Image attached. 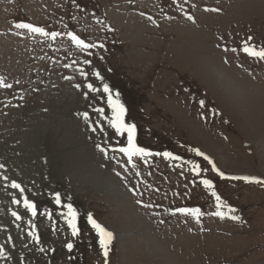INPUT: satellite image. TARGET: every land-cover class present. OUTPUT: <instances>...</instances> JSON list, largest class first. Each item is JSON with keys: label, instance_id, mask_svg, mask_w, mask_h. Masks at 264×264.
Segmentation results:
<instances>
[{"label": "rangeland", "instance_id": "rangeland-1", "mask_svg": "<svg viewBox=\"0 0 264 264\" xmlns=\"http://www.w3.org/2000/svg\"><path fill=\"white\" fill-rule=\"evenodd\" d=\"M77 2L84 12L71 0H0V76L13 84L0 89V163L6 166L0 171L20 182L37 204L32 217L11 203L15 190L0 181V244L9 235L15 244L6 245L12 259H0V264H104L87 213L115 234L109 264H264V185L221 179L189 150L203 151L225 174L264 179V61L241 51L249 36L250 43L264 47V0H179L183 11L173 0ZM212 8L220 11L205 10ZM97 18L103 23L97 24ZM17 22L47 30L67 24L105 48L92 50L89 57L66 38L45 41L16 29ZM85 58L92 65L79 66L89 73L99 70L103 81L91 75L85 81L74 68L63 67ZM86 82L101 92L86 99ZM103 83L113 89L114 98L120 93L130 123L141 128L144 148L184 159L152 155L134 160L132 168L125 166L122 154L110 151L105 158L96 145L119 147L126 144V135L116 136L108 124L112 114ZM97 108H104V114ZM85 111L88 122L79 115ZM188 160L208 171L195 176ZM202 178L213 180L226 205L222 210L231 206L241 220L212 214L215 198ZM57 191L79 212L78 237L60 215L65 209L54 203ZM138 199L161 210L138 205ZM178 207H199L204 215L197 222L168 211ZM13 210L21 221L11 216ZM160 217L168 223L162 229ZM30 220L39 244L28 236ZM170 226H204L205 234L216 230L194 236L191 227L175 234ZM68 242L74 244L72 252L65 247Z\"/></svg>", "mask_w": 264, "mask_h": 264}, {"label": "snow or ice", "instance_id": "snow-or-ice-1", "mask_svg": "<svg viewBox=\"0 0 264 264\" xmlns=\"http://www.w3.org/2000/svg\"><path fill=\"white\" fill-rule=\"evenodd\" d=\"M72 4L77 8L78 11L84 12V9L80 6V4L77 2V0H71ZM187 2V0H185ZM173 3L180 9V11H183V4L179 2V0H173ZM206 11H212V12H219L220 9L218 8H212V9H205ZM141 15H144V13H141ZM186 18L190 21H194V17L190 14H185ZM72 19H76V16L74 15ZM151 20L152 18L149 17ZM97 24H102L103 21L100 19H96L95 21ZM155 23V21H153ZM14 27L16 29L25 30L27 34L34 35L36 37H42L45 41H51L55 42L58 38H66L67 41L70 43V45L79 53H84L87 56H93L94 52L92 50L94 49H104L105 45L103 42H96V41H89L86 37H82L81 34L77 33L75 29H71L68 27L67 24H64L62 30H47L43 26H37L32 23H25V22H17L15 23ZM87 31V29H85ZM19 34V33H18ZM222 39V38H221ZM252 37L249 36L244 42L243 47L241 51L245 53L247 56L252 57L254 59L264 61V47H257L256 45L250 43L252 41ZM49 47H52L51 44H49ZM59 49H57L58 51ZM224 51H229L227 47L224 48ZM231 51L236 52L237 49L232 48ZM102 59V57H101ZM58 62V61H57ZM227 62V61H226ZM82 64L84 66H91L92 60L90 59H83L82 61L79 60H71L68 63H64L63 67L66 69L74 68L75 71L79 73V75L85 79V81L88 80L89 75L95 77L97 80L103 81L104 77L100 73L99 70H94L91 73L85 70L84 67H80L79 65ZM65 80H71L73 79L72 76H64ZM16 84H19L20 82L17 80L15 82ZM87 88V91L84 92V96L87 99L89 96V93H99L101 92L100 87L94 86L91 82H86L84 85ZM77 89L81 88L80 84L74 85ZM13 84L8 83L6 81V78L0 76V89H12ZM102 92L107 97V106L111 110V119L108 120V124L111 129H113L114 134L118 137H124L126 135V144H123L122 146H105L103 144H97L96 148L105 156V158H108L109 152L113 153H119L122 154V156L126 159V165H131L132 168L136 167V164L134 163V160L136 159H143L147 158L152 155H162L163 157L171 160H177L182 161L184 158L175 155L174 153L170 151H165L163 153H152L149 150L138 146L136 143V133H137V126L134 123H128L125 121V115L127 109L125 108V105L121 103L120 101V93H115V98L113 96V89L109 86L108 83L102 84ZM19 99L22 101L24 97L21 95ZM201 106H204L205 101H200ZM6 107L9 106L8 104L5 105ZM95 111L98 114H104L105 109L104 108H97ZM79 115L82 116L85 122L90 121V114L89 112L85 111L83 113H80ZM89 127L92 132L97 131V127L95 125L89 124ZM103 131V129H101ZM105 139L107 137L105 136ZM191 152L195 154L197 157H202L204 161H207L209 165H211V170L215 172L221 179L226 180H234V181H244L248 183H256L259 185H264V180L257 179L253 176H226L224 172H222L219 168L216 167L215 163L203 152H201L199 149L191 148L189 149ZM115 158V157H113ZM189 166V170L192 174L199 177L202 172L208 171L207 168H202L201 164L195 160H188L185 162ZM6 166L3 163H0V170H5ZM119 175V173H117ZM136 175H140L139 172L136 173ZM0 181L3 182V187L5 189L11 188L12 190H15V195L12 196L11 203L16 206H21L25 210L26 213H30L32 217H36L37 215V204L31 200L27 195H25V188L22 186L20 182H18L15 179H10V177L6 174L5 171H0ZM200 183L204 186L205 189H207L211 196L215 198V204H216V211L212 213L215 216H218L220 218H225V216H230V218L234 221L241 220V217L239 215H235L233 213L236 212V209L232 208L231 206H227V212L223 211L222 209L226 207L224 202L221 199V196L217 194V191L215 189L213 180L208 178H202L200 180ZM134 194H137L136 191L132 190ZM52 198L54 200L55 205L58 208H63L65 211H61L60 215L64 218V221L69 229H71V235L73 237H78L80 235V228L78 227L77 220L79 216V212L77 209L73 206L72 203L64 202V199L62 198V194L57 191L52 193ZM70 199V197L68 198ZM136 203L138 205H142L146 208H154L158 207L157 205L153 204H143L142 200H137ZM168 211L171 212L172 215H175L177 213L183 214L188 217L194 218L197 222L200 221V218L204 213L201 211L199 207H178L175 210L169 209ZM49 218H51L50 213H46ZM158 215V213H157ZM11 216L14 217L15 221H21L23 217L18 211H11ZM161 223H164L163 220L160 221ZM29 225L32 227V231L28 232V236L36 243H40V238L37 235L35 231V226L32 224V221L30 220ZM87 223L90 225L91 229L94 230L96 236L98 237V245L101 250L104 264H109V256L112 251V244L115 239V234L108 230L104 225L99 223L93 216L92 213H87ZM17 228L20 227L19 224L16 225ZM7 244H11L13 248H15V244L13 243V238L11 235L7 237L6 244H0V259H3L5 261L12 259L11 252L7 248ZM27 247V245H25ZM65 247L67 248L68 252H72L74 248V244L72 242H68ZM40 252H44L45 249L43 247L39 248ZM54 251V250H51ZM21 261H23V257H21Z\"/></svg>", "mask_w": 264, "mask_h": 264}, {"label": "bare ground", "instance_id": "bare-ground-1", "mask_svg": "<svg viewBox=\"0 0 264 264\" xmlns=\"http://www.w3.org/2000/svg\"><path fill=\"white\" fill-rule=\"evenodd\" d=\"M116 195L119 197V199H120L121 202L125 203L123 196H122L119 192H117ZM118 197H117V198H118ZM119 199H118V200H119ZM125 205H126V204H125ZM126 206H127V205H126ZM141 230H142V228H141ZM145 231H146V230H145ZM153 247H155V246L153 245ZM157 247H158V246H157ZM160 249H162V248H160ZM157 250H159V247H158ZM162 250H163V249H162ZM160 252H161V251H160ZM160 252H159V253H160ZM162 252H163V251H162ZM161 254H162V253H161ZM161 254H160V255H161Z\"/></svg>", "mask_w": 264, "mask_h": 264}]
</instances>
